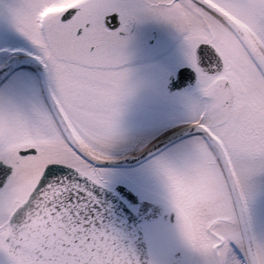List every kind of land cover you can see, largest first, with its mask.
<instances>
[{"label": "snow or ice", "instance_id": "6c2138e0", "mask_svg": "<svg viewBox=\"0 0 264 264\" xmlns=\"http://www.w3.org/2000/svg\"><path fill=\"white\" fill-rule=\"evenodd\" d=\"M144 18L184 37L196 135L129 180ZM0 264H264V0H0Z\"/></svg>", "mask_w": 264, "mask_h": 264}, {"label": "rangeland", "instance_id": "374dc122", "mask_svg": "<svg viewBox=\"0 0 264 264\" xmlns=\"http://www.w3.org/2000/svg\"><path fill=\"white\" fill-rule=\"evenodd\" d=\"M139 23V26H141L140 29H143L140 33L144 32L142 38L145 40L151 38V33L149 31L151 28L158 31L159 41H171L173 38V34H169L167 31L168 23L151 18H144L140 20ZM174 34L176 36V33ZM184 47L181 46L180 51L176 52L175 56H171V58L167 59V61L161 62L159 65L157 64L154 69H150V67L147 66L141 67L137 70L132 69L134 81L141 87L139 92L129 101L125 120L126 127L129 130V136L126 143L117 148L115 152L116 158L135 155L152 141L172 132L180 126L191 124V105H188V103L192 99V96L179 95L170 99L166 91V83L168 82L170 75L174 74L178 67L187 64L185 56L186 47L185 50ZM150 71H154V76ZM155 72L157 74H155ZM157 76L159 82L156 81L155 85L160 86L159 107L157 110H139L137 108L139 102L143 101V97L147 96L146 88L149 87L148 82H151L152 79L157 78ZM198 86L199 84L197 85L199 90ZM192 138L193 137L183 140L169 149L189 143ZM143 165L138 168L114 169L125 178L132 180ZM122 184L129 187L127 184Z\"/></svg>", "mask_w": 264, "mask_h": 264}, {"label": "flooded vegetation", "instance_id": "af4514ba", "mask_svg": "<svg viewBox=\"0 0 264 264\" xmlns=\"http://www.w3.org/2000/svg\"><path fill=\"white\" fill-rule=\"evenodd\" d=\"M139 25H140L139 21L134 23L131 26V30H130L131 39L128 47V53L130 56V62L128 67L130 69L137 70L144 66L150 67V69H154L157 64L159 65L161 62L167 61V59L171 58V56H175L176 52L180 51L181 46L186 47L184 37L182 38V34H180L175 29V27L170 24L167 25L168 26L167 31L169 34L170 33L173 34V38L171 39V41L169 40L165 42L159 41L158 31L153 28L149 30L151 33V38L145 40L144 38H142L144 32L140 33V31H142L143 29H140L141 26ZM174 33H176V36ZM180 68H187L189 71V75L194 73L195 83L191 89H189L184 93H180L177 91L172 92L169 88V84L171 79H173L176 73L175 72L174 74L170 75L168 82L166 83L167 95L170 99H173L174 97H177L179 95L192 96V99L188 103V105H191L192 100L199 95V90L197 88V85L199 84L198 75L190 66H188V64H184L178 67L176 71H178ZM150 72H152L151 74L154 76V71H150ZM155 74L157 73L155 72ZM156 81L159 82L158 76L157 78H153L151 82H148L149 87L146 88L147 96L143 97V101L139 102L137 106L139 110H157V108L159 107L160 86L155 85Z\"/></svg>", "mask_w": 264, "mask_h": 264}, {"label": "water", "instance_id": "95a60500", "mask_svg": "<svg viewBox=\"0 0 264 264\" xmlns=\"http://www.w3.org/2000/svg\"><path fill=\"white\" fill-rule=\"evenodd\" d=\"M188 71L186 69H181L177 73V79L170 86L172 90L186 91L192 87L194 84V76L191 77L192 80H189ZM196 135L191 124L184 125L179 127L172 132L158 138L150 145L145 147L139 153L131 156H125L121 158H116L112 163L108 165V167H112L115 169H123V168H135L143 163L147 162L148 159L151 158V154H155L157 152H162L168 149L169 147L175 145L178 142L186 140L188 138ZM120 187L124 188L125 191H129L130 189L124 185H120ZM135 195V192H133ZM127 200V197H125ZM137 203L140 201L137 199ZM121 213H123V209H121ZM126 218L131 222L132 225H138L140 223V218L133 213L132 209L129 208L128 213L126 214Z\"/></svg>", "mask_w": 264, "mask_h": 264}]
</instances>
